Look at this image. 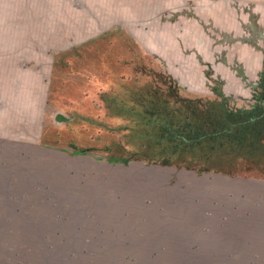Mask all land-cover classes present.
Returning a JSON list of instances; mask_svg holds the SVG:
<instances>
[{
    "label": "rangeland",
    "instance_id": "obj_1",
    "mask_svg": "<svg viewBox=\"0 0 264 264\" xmlns=\"http://www.w3.org/2000/svg\"><path fill=\"white\" fill-rule=\"evenodd\" d=\"M261 77L264 0H0V264H263L261 151L161 139Z\"/></svg>",
    "mask_w": 264,
    "mask_h": 264
},
{
    "label": "trees",
    "instance_id": "obj_2",
    "mask_svg": "<svg viewBox=\"0 0 264 264\" xmlns=\"http://www.w3.org/2000/svg\"><path fill=\"white\" fill-rule=\"evenodd\" d=\"M261 102L248 112L238 115L232 111L220 109L211 101L204 102L205 114L191 120L186 118L179 128H163L167 134L162 135V141L173 143L182 150H202L200 158L203 161L224 153L228 155V147L243 149L253 154L257 149L264 156V78L259 83ZM164 133V132H163ZM237 156L245 154L237 152ZM169 161V156L164 157Z\"/></svg>",
    "mask_w": 264,
    "mask_h": 264
},
{
    "label": "water",
    "instance_id": "obj_3",
    "mask_svg": "<svg viewBox=\"0 0 264 264\" xmlns=\"http://www.w3.org/2000/svg\"><path fill=\"white\" fill-rule=\"evenodd\" d=\"M55 118L58 119V120H65L66 117L63 116L60 112H58L56 115H55Z\"/></svg>",
    "mask_w": 264,
    "mask_h": 264
},
{
    "label": "crops",
    "instance_id": "obj_4",
    "mask_svg": "<svg viewBox=\"0 0 264 264\" xmlns=\"http://www.w3.org/2000/svg\"><path fill=\"white\" fill-rule=\"evenodd\" d=\"M260 233V232H259ZM264 264V263H263Z\"/></svg>",
    "mask_w": 264,
    "mask_h": 264
}]
</instances>
